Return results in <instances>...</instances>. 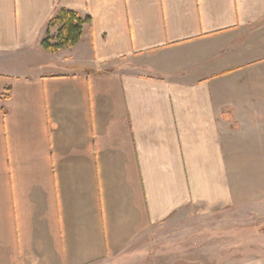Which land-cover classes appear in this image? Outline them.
<instances>
[{
	"label": "crops",
	"instance_id": "crops-1",
	"mask_svg": "<svg viewBox=\"0 0 264 264\" xmlns=\"http://www.w3.org/2000/svg\"><path fill=\"white\" fill-rule=\"evenodd\" d=\"M62 9L91 23L47 52ZM236 209L264 215V0H0V264Z\"/></svg>",
	"mask_w": 264,
	"mask_h": 264
},
{
	"label": "rangeland",
	"instance_id": "rangeland-1",
	"mask_svg": "<svg viewBox=\"0 0 264 264\" xmlns=\"http://www.w3.org/2000/svg\"><path fill=\"white\" fill-rule=\"evenodd\" d=\"M189 213L151 226L122 254L93 264H264V215L236 209L203 220Z\"/></svg>",
	"mask_w": 264,
	"mask_h": 264
},
{
	"label": "trees",
	"instance_id": "trees-1",
	"mask_svg": "<svg viewBox=\"0 0 264 264\" xmlns=\"http://www.w3.org/2000/svg\"><path fill=\"white\" fill-rule=\"evenodd\" d=\"M91 20L90 16L82 18L69 9L60 10L48 22V33L42 41L44 48L54 53L60 49L76 46L82 38L84 26L91 23ZM52 27L59 28L55 37L50 34ZM260 231L264 235V225Z\"/></svg>",
	"mask_w": 264,
	"mask_h": 264
}]
</instances>
